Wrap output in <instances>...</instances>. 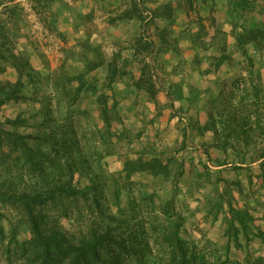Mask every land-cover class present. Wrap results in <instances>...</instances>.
Returning <instances> with one entry per match:
<instances>
[{
    "label": "trees",
    "instance_id": "trees-1",
    "mask_svg": "<svg viewBox=\"0 0 264 264\" xmlns=\"http://www.w3.org/2000/svg\"><path fill=\"white\" fill-rule=\"evenodd\" d=\"M31 2L60 35V9L71 7ZM112 5L118 15L110 28H136L127 45L117 39L119 48L107 55L102 41L86 34L68 55L69 69L44 74L31 60L36 48L25 7L0 0V75L15 73L0 79V111L25 105L0 119V151L10 145L0 154V222L7 205L25 215L10 235L0 224V264H264L256 216L264 213V25L250 18L264 14V0ZM222 6L219 21L213 13ZM224 66L234 74L221 78ZM162 90L180 132L170 146L160 131L147 133L156 120L146 101L160 108ZM96 108L102 126L91 121ZM120 145L135 157L123 161L116 179L103 163ZM137 174L143 178L133 181ZM21 223L28 238H18ZM216 226L222 246L203 230ZM258 241L263 253L256 256ZM234 249L244 250L243 260Z\"/></svg>",
    "mask_w": 264,
    "mask_h": 264
},
{
    "label": "rangeland",
    "instance_id": "rangeland-1",
    "mask_svg": "<svg viewBox=\"0 0 264 264\" xmlns=\"http://www.w3.org/2000/svg\"><path fill=\"white\" fill-rule=\"evenodd\" d=\"M7 1L19 3L25 7L27 24L28 28L30 29L27 33L29 37L32 38L36 48L35 52L32 54L31 60L35 67L41 70L44 74H49L50 72L54 73L61 69L64 65L67 66V68L69 69L70 60H68V55L70 54L71 49H73L77 45L78 41H80L82 37L84 39L87 35H91L92 38L95 39V41H102L105 53H107V55H111L112 52L115 51V49L119 48L116 46L115 41L117 39H122L123 45H127L126 43L128 39L133 36L136 30L133 25H127L125 23H119L114 27L110 28L109 19L118 15V11L110 13L108 10V8L110 9V11L115 9L112 5V2L114 0H105V3L104 0H99L98 2H95V0H63L64 3L59 2V5H61L62 7H71L70 11L67 8L60 9L62 15L60 18L61 20L59 21V28L61 30L60 35H58L57 33H52L50 29L44 26L43 19L36 15L32 9L31 0ZM64 4H66L67 6ZM59 5H57L56 8L59 7ZM81 16L84 17L82 20H85L86 22H81ZM79 23L81 24V26L79 29H76ZM75 48H77V46ZM0 79H15V73L13 70H8L6 74L0 75ZM142 98L145 99L144 96ZM131 99L133 100L134 97H132ZM158 99L163 104L167 102L168 95L164 90L159 92ZM152 106L154 107L153 104ZM22 108H25L24 104H9V106L3 107L2 111H0V119L14 116V114H16V112H18ZM90 111V115L93 114L91 116V121L94 120V122H99L100 126L102 124V121L99 116V110L96 108L94 110L90 109ZM84 119L85 116L82 115V118H80V120L83 122V126L86 125ZM162 119L163 121H167L166 116L162 117ZM171 130L174 131L172 128H169V130L166 131L164 138L167 139L165 140L164 138H162V140H165V144L162 143V145L170 146L174 143L175 136ZM152 134L153 133H149L148 135ZM117 149H119L118 151L120 154L105 157V164L103 163V167L104 169H107L108 174L116 179L119 178L118 174L122 170L123 161L128 158V156L135 157V152L125 145H120L119 147H117ZM3 151L8 154L10 151V145L6 144L3 148ZM5 153L0 151V154H3L4 156ZM15 155H17V152H14L13 156ZM123 176L124 175L122 174V177ZM142 178V175L137 174V176L134 177L133 181ZM144 179L147 181L148 184L152 183V179L149 176H145ZM163 193L166 192L164 191ZM135 194L137 196L140 195L138 191H136ZM108 197L110 198V202H112V195H108L107 199ZM190 205L192 209H195L197 203L196 201H192ZM1 209V212L3 213L4 217L3 219L1 218L0 224L4 228L6 235H10L12 229L15 226H18L20 222L25 220V215L23 212H20L19 209L11 207L10 205L2 207ZM201 216H203V214H201ZM61 223L68 228H73L69 224V221L66 217L61 218ZM26 229L27 228L25 227V224L21 223L18 232L19 239H25L29 237V232ZM70 230L73 231V229ZM203 230L206 231L209 234L210 238L215 241L218 245L222 246L225 244L226 239L224 238V235L222 234V231L219 226ZM192 233L193 239H198L199 237H201L200 230L194 229ZM251 250L253 255L256 256L260 253H263L259 241L254 242L252 244ZM244 254L245 252L243 249H234V251L232 252V256L237 260H243ZM4 258V254H2V252L0 251V259L4 260Z\"/></svg>",
    "mask_w": 264,
    "mask_h": 264
},
{
    "label": "crops",
    "instance_id": "crops-1",
    "mask_svg": "<svg viewBox=\"0 0 264 264\" xmlns=\"http://www.w3.org/2000/svg\"><path fill=\"white\" fill-rule=\"evenodd\" d=\"M201 12L205 15V16H208L209 13H210V8L208 6H201ZM213 15L219 20V21H224L225 20V8L222 6V7H219L214 13ZM250 18H251V22H255L254 20H257L259 22V24L261 25H264V14L262 15H259V14H256V13H252L250 15ZM182 20V18H181ZM191 54H189V57H190ZM137 75H139V71L136 72ZM219 76L221 78H227L231 75L234 74V70L230 71V69L227 67V66H224L219 72H218ZM263 74H264V70H263ZM166 83H164L165 85ZM165 87H167V84L165 85ZM158 102H159V105H160V108H158L154 103L152 102H147V105L149 108H150V111L151 112H154L153 114L150 113V118H153L156 120V124H148V132L147 133H153L152 135H154L155 133V130L156 131H160L159 133H161V137L164 138V135L166 134V131L169 130V128H172L174 131H172V133L174 134V141L180 137V132L179 130L177 129V126H176V120H171L170 119V108L168 106V102H169V99H167V102L165 104L161 103L158 99ZM152 104L154 105V107L152 106ZM163 110V114L160 116V117H156V113L159 111V110ZM167 117V121H163L162 117ZM165 140L167 138H164ZM197 203V202H196ZM199 204V202H198ZM264 213H260L258 212L256 214V216L258 217V220H257V223L261 226L264 227V217H263Z\"/></svg>",
    "mask_w": 264,
    "mask_h": 264
}]
</instances>
